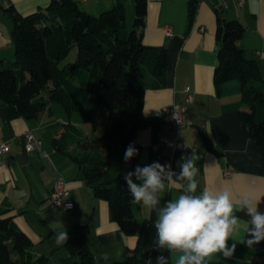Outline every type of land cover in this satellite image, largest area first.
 Masks as SVG:
<instances>
[{"label": "crops", "instance_id": "0c3cea01", "mask_svg": "<svg viewBox=\"0 0 264 264\" xmlns=\"http://www.w3.org/2000/svg\"><path fill=\"white\" fill-rule=\"evenodd\" d=\"M51 1L60 0H0V61L15 58L11 22L2 7L13 5L20 14L26 15L44 9ZM75 1L81 9L92 14L120 2L125 7V16H134V0ZM192 1L196 7L189 21ZM220 13L243 25L238 44L247 57L259 60L260 83L264 86V0H225ZM216 17L208 0H147L144 26L138 30L144 44L166 48L167 67L164 85L147 86L144 91L142 115L157 123L133 131L131 144L138 149V154L132 158L131 169L159 162L179 171L182 157L196 156L200 169L198 192L204 188L227 187L233 193L234 202L246 196L264 199V149L248 135L240 119L239 112L244 107L242 84L232 79L216 87L213 82L217 64ZM167 28L170 34L166 33ZM185 87L193 93L192 101L186 100ZM173 103L186 106L192 125L178 134L181 146L176 145V132L170 129L164 144L154 151L151 145L163 123L161 108ZM68 122L88 129L80 115L75 113L68 117L55 101H49L33 117H25L15 105L0 101V143L4 140L9 143L8 150L0 156V211L14 216L32 240L31 251L35 255H45L50 260L58 250L61 264L69 255L64 244H56L55 233L65 228L69 237L76 223H87L88 246L94 264H113L124 257L127 248L135 245L137 235L123 233L112 220L107 201L93 195L92 188L78 176V165L53 145V139ZM26 131L40 140V149L26 150ZM123 158L121 147L112 144L106 181L119 178L125 169ZM225 169L230 170L228 176L223 174ZM60 177L65 181L64 198L73 202L72 208L49 205V194ZM180 194L181 190L175 187L166 191L161 204ZM259 210L264 212V202ZM133 213L138 231L149 239L154 238L156 213L141 205L135 207ZM37 215L42 218V224ZM237 215L242 226L235 235L234 255L230 259L213 257L210 264H264V242L252 248L239 243L246 237L243 224L249 218L244 212H237ZM104 253L109 255L107 262L102 259ZM170 260L174 263L173 258Z\"/></svg>", "mask_w": 264, "mask_h": 264}, {"label": "trees", "instance_id": "16d2710c", "mask_svg": "<svg viewBox=\"0 0 264 264\" xmlns=\"http://www.w3.org/2000/svg\"><path fill=\"white\" fill-rule=\"evenodd\" d=\"M195 2L189 5L193 19ZM11 22L15 58L0 61V101L15 105L25 117H33L49 101L59 103L70 117L80 113L85 130L68 122L53 145L78 165V176L96 198L107 201L113 221L126 235H137L135 245L113 264H156L160 252L154 238L138 231L123 169L116 181H106L109 148L118 144L123 154L134 130L157 123L142 115L147 86H163L167 51L142 42L147 0H134L132 27L125 7L116 3L98 14L81 9L75 0L51 1L44 9L22 15L13 5L2 7ZM216 58L213 82L237 79L242 84L244 107L240 119L248 135L264 149V86L258 59L249 58L239 46L244 27L237 19L216 11ZM75 49L73 61L67 59ZM45 93L46 95H44ZM89 226L76 223L64 244L69 257L62 264H94L89 249ZM138 233V234H137ZM33 242L13 215L0 211V264H47L35 255ZM165 255H169L166 251ZM169 264H174L169 259Z\"/></svg>", "mask_w": 264, "mask_h": 264}, {"label": "clouds", "instance_id": "9594fccd", "mask_svg": "<svg viewBox=\"0 0 264 264\" xmlns=\"http://www.w3.org/2000/svg\"><path fill=\"white\" fill-rule=\"evenodd\" d=\"M137 154L138 149L129 144L124 153L125 162ZM196 160V156L182 157L179 171L159 162L136 165L124 175L133 201L156 213L154 247L160 252L156 264H169L170 258L174 264H210L213 257L232 258L237 247L235 235L242 226L237 212H244L249 218L243 224L246 237L239 243L252 248L264 242V212L259 210L264 199L246 196L234 202L227 187L204 188L198 192L200 169ZM174 187L182 194L162 205V194ZM54 239L58 246L65 244L66 229L56 232ZM165 251L170 255H165ZM102 259L107 262L109 255L102 254ZM147 264H152L151 258Z\"/></svg>", "mask_w": 264, "mask_h": 264}, {"label": "built area", "instance_id": "2783aa9c", "mask_svg": "<svg viewBox=\"0 0 264 264\" xmlns=\"http://www.w3.org/2000/svg\"><path fill=\"white\" fill-rule=\"evenodd\" d=\"M215 11L221 10L225 4V0H208ZM166 33L170 34V29L167 28ZM185 98L187 101L193 100V93L188 87L184 88ZM161 117L163 123L159 126L155 142L151 147L154 151H157L165 142L168 130L172 129L176 132V145L181 146L182 142L178 138V134L192 125L191 120L187 117L186 106L183 104L173 103L163 106L161 108ZM25 148L27 151L38 150L41 148V142L35 138L30 131L25 132ZM9 148L8 140H4L0 143V156L6 152ZM225 176L230 174L229 169L223 171ZM65 194V181L63 178H58L55 182L53 189L49 194V205L53 207H60L63 209H69L68 205L73 207V202L64 198Z\"/></svg>", "mask_w": 264, "mask_h": 264}, {"label": "rangeland", "instance_id": "374dc122", "mask_svg": "<svg viewBox=\"0 0 264 264\" xmlns=\"http://www.w3.org/2000/svg\"><path fill=\"white\" fill-rule=\"evenodd\" d=\"M132 21H133V18H130V16L127 15V16H126V23H127V26H128L129 28L132 27ZM74 57H75V49L73 48V49L71 50V52L69 53L67 59L63 60V63H65L66 61H73ZM77 114L80 115V113H77ZM37 218H38L40 224H42V221H41L42 218H41L39 215H37ZM58 257H59V251L56 250V251L53 253V255L50 257V260H49V258H48V262H47V264H61V263L59 262Z\"/></svg>", "mask_w": 264, "mask_h": 264}, {"label": "water", "instance_id": "95a60500", "mask_svg": "<svg viewBox=\"0 0 264 264\" xmlns=\"http://www.w3.org/2000/svg\"><path fill=\"white\" fill-rule=\"evenodd\" d=\"M123 167L125 169H131L133 167V160L131 159L128 162H125L124 158H123Z\"/></svg>", "mask_w": 264, "mask_h": 264}]
</instances>
